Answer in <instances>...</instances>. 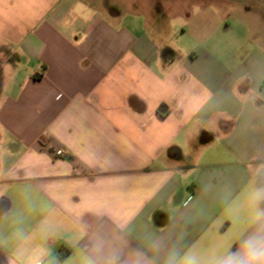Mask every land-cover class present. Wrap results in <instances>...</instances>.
Instances as JSON below:
<instances>
[{"label":"crops","instance_id":"0c3cea01","mask_svg":"<svg viewBox=\"0 0 264 264\" xmlns=\"http://www.w3.org/2000/svg\"><path fill=\"white\" fill-rule=\"evenodd\" d=\"M105 1L0 0V264L264 249V0Z\"/></svg>","mask_w":264,"mask_h":264},{"label":"clouds","instance_id":"9594fccd","mask_svg":"<svg viewBox=\"0 0 264 264\" xmlns=\"http://www.w3.org/2000/svg\"><path fill=\"white\" fill-rule=\"evenodd\" d=\"M246 247L249 248L247 257L229 260L226 262V264H257V261H260L261 264H264V249L260 251H254L251 249L250 245L246 244ZM189 264H195V261H190Z\"/></svg>","mask_w":264,"mask_h":264},{"label":"rangeland","instance_id":"374dc122","mask_svg":"<svg viewBox=\"0 0 264 264\" xmlns=\"http://www.w3.org/2000/svg\"><path fill=\"white\" fill-rule=\"evenodd\" d=\"M115 2V1H114ZM114 2H112V3H110V2H107V1H105V0H99V2L98 3H96L95 4V6L97 7V8H100L101 10H107V8H108V10L110 9V8H112V7H115V9H117V6L115 5V3ZM119 2H121L122 4H125V3H123L124 2V0H120ZM140 2V1H139ZM116 4H119V3H116ZM136 6H139V5H137L135 2H133V5H131V8H133V9H135V10H139L140 9V7H136ZM214 6V5H213ZM216 6V5H215ZM123 8H124V6H123ZM130 8V9H131ZM118 10V9H117ZM196 11H197V9H195ZM209 11H211L212 12V14H211V16H212V19L209 17V19L207 18V23H209V20L211 19V23H209L211 26L213 25V26H215V21L216 20H219V19H216V18H214V17H216V12L214 11L215 9L214 8H212V9H208ZM199 11V10H198ZM232 21H233V19H232ZM209 27V26H208ZM214 28V27H213ZM212 28V29H213ZM233 28H235L234 26H233ZM239 28V27H238ZM221 38V37H220ZM220 38H219V40H220ZM216 39H214L212 42H210L209 44H211L212 46H214V45H216L215 43H214V41H215Z\"/></svg>","mask_w":264,"mask_h":264},{"label":"built area","instance_id":"2783aa9c","mask_svg":"<svg viewBox=\"0 0 264 264\" xmlns=\"http://www.w3.org/2000/svg\"><path fill=\"white\" fill-rule=\"evenodd\" d=\"M57 154L59 155V156H62V152L61 151H59V152H57Z\"/></svg>","mask_w":264,"mask_h":264}]
</instances>
